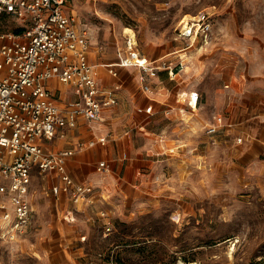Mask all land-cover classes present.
<instances>
[{
  "label": "rangeland",
  "instance_id": "374dc122",
  "mask_svg": "<svg viewBox=\"0 0 264 264\" xmlns=\"http://www.w3.org/2000/svg\"><path fill=\"white\" fill-rule=\"evenodd\" d=\"M67 8L91 27L93 63L115 60L127 27L142 53L154 43L166 54L164 63H177L186 50L177 56L175 50L187 45L178 36L180 20L210 12V42L192 49L181 76L170 80L162 68L150 79L155 91L163 84L199 90L202 118L183 105L179 118L157 111L141 127L114 130L109 143L128 137L134 151L127 148L122 158L114 145L112 156H105L113 164L110 173L95 170L104 158L97 155L94 171L77 175L95 186L91 205L47 195L43 184L56 177L35 176L32 226L18 239L0 238V264H264V144L259 139L236 144L232 130L216 138L204 130L215 115L241 120L256 107L260 118L243 126L257 137L264 130V0H69ZM19 26L17 18L0 14V31ZM133 77L144 91L139 76ZM55 87L65 107L68 98L59 97ZM166 127L174 141L186 143V152L147 155L154 145L151 132ZM101 132L96 127L92 136ZM97 147L80 152L87 156ZM138 152L145 163L126 168ZM102 210L112 217L111 229Z\"/></svg>",
  "mask_w": 264,
  "mask_h": 264
},
{
  "label": "built area",
  "instance_id": "2783aa9c",
  "mask_svg": "<svg viewBox=\"0 0 264 264\" xmlns=\"http://www.w3.org/2000/svg\"><path fill=\"white\" fill-rule=\"evenodd\" d=\"M68 1L0 0V13L17 18L25 27L20 33L0 31V238L18 239L30 230L34 217L30 184L35 170L57 173L58 180L51 187L56 196L65 193L76 203L89 204L96 198L95 186L90 181L75 179L68 170V158L77 149L53 150L47 146V140L64 137L67 129L75 127L80 119L91 123L104 121L105 109L118 103L114 91L101 84L88 58L91 27L68 11ZM189 16L180 20L178 36L186 40L187 46L206 47L213 29L212 14L203 10ZM187 60L184 54L177 63H164L162 59L156 62L142 53L135 32L128 31L125 53L110 64V71L117 74L118 65L139 67L143 89L154 93L150 78L163 68L174 79L185 69ZM52 77L72 83L78 98L65 107L59 105L46 84ZM198 99V92L192 91L189 103L197 104ZM138 110L149 113L153 104ZM228 127H233V123H225L219 114L206 126V131L215 134ZM237 132L236 141H243L244 130L238 128ZM108 139L109 135H105L88 144H106ZM160 139L161 135L156 141ZM175 150L176 146H170L165 154ZM96 170L107 174L112 167L101 159ZM101 212L104 217L108 215L106 210ZM105 225L111 229V220Z\"/></svg>",
  "mask_w": 264,
  "mask_h": 264
},
{
  "label": "crops",
  "instance_id": "0c3cea01",
  "mask_svg": "<svg viewBox=\"0 0 264 264\" xmlns=\"http://www.w3.org/2000/svg\"><path fill=\"white\" fill-rule=\"evenodd\" d=\"M90 42L92 43V39ZM192 49L200 50V48L198 47V44H192L189 46L186 45V46L179 47L178 49L175 50L176 56H177V52H183L182 50H186V55L188 59L187 63H188L192 56L191 55V52L193 51ZM143 52L150 59L155 60L156 62H158L160 59L163 58V56L166 55V54H163V49H161L159 46H157V44H154V43L150 46V48H148L147 50L145 49ZM124 53H125V46L119 50L115 60H111V61L104 60V61H99L95 63L92 62L94 64L95 74L98 77L101 84L105 87L112 89L114 93L116 94V96L118 97V103L116 105L105 109V112H104L105 120L98 122V123H91L87 121L86 119H80L79 123L75 127H70L67 129V134L64 137L57 136L53 139H50L52 140L51 143H47L49 148L51 147L54 150H58L61 148H71V147L77 149L76 152L73 155H71L67 161L68 170L75 177V179H77L76 178L77 175L81 174L80 172L84 174V173H88L89 171L91 172L94 171V169L92 168L93 167L92 161H93V158L97 155H103L104 158H101V159H106L110 163L112 170H113V164L111 160L108 158H105V156H108V157L112 156V148L114 147V145L115 146L117 145V148L120 149L119 152L122 158H126L128 156L127 148H129V150L132 152L134 151V148L132 147V143L130 142V139L128 137H125V138L119 137L117 142L109 143L110 140L114 138L113 137L114 130H117L120 133H122V131H125L129 126H131L132 128L138 127V126L141 127L145 119L155 114L157 111H159L161 114L165 113L167 116L171 118H179L180 112H182V109L180 107L183 105L188 106L191 109V112L193 113L192 115L199 114L198 116L202 118L200 113L197 112L202 107L201 106L202 104H200V102L202 103V101H201V94L199 90H197L196 88L187 87L186 85L180 84L178 85L177 89H175V87L172 89L169 85L163 84L164 86L163 85L158 86L159 88L154 93H149L145 90L140 91L138 88V84L134 82V77H133L134 75H138L141 81V75H142L141 68L136 67V66L118 65L116 66L117 74H113L110 71V64L116 62L120 54H124ZM88 58L89 60L90 58L92 60L96 59L94 54L90 55V49L88 51ZM185 70L186 69L181 70L177 74V77H180L182 72H184ZM166 75L168 76L170 80H174L177 78L176 77L174 79H171L168 75L167 70H166ZM157 76L152 77L150 79H154ZM46 84L50 88H52L53 85H55L56 87L54 90L58 92L59 94L58 96L68 98V101L78 98V93L72 83L62 82L59 80V78L52 77L46 81ZM69 86L73 87V89L72 88L70 89ZM192 91H197L199 94V99H198L197 104H194V102L192 104L189 103L190 94ZM56 100L59 104L61 105L63 104L62 100H58V99ZM150 103L153 104V110L151 112L147 113L144 110H138V107H145L146 105ZM256 109L257 107L255 109L251 108L250 113H248V115H246L241 120H232L231 118H228L227 116H225L224 118L225 123H233V127H228L226 130L220 129L217 133L211 134V135L214 136L215 138L218 136H222V135L227 136L230 134V130H232L233 136L229 138L233 140L234 143L236 144H241V143H246V142L252 143L256 139H259L264 144V130L258 131L257 133L258 137H257L253 132L246 129L245 128L246 126L245 127L243 126V123H246L247 121H252V120L260 118L259 111H256ZM209 123L210 122H208L207 125ZM234 124L236 128L234 127ZM207 125L204 124L205 131H206L205 128ZM88 126H90L91 128H89ZM96 127L97 129L102 130V132L100 133V135L98 133L95 136H92V132L96 129ZM238 128L244 130L243 139L245 142L236 141V134L238 133L237 132ZM151 134H152V138L154 141V145L147 148V151H146L147 155L154 156L156 158H162V157L171 158L174 156H180L186 152V149H187L186 143L182 141H177V142L174 141L173 135H171L167 127L161 128L158 131H153L151 132ZM105 135H109V139L106 144H101L99 142L93 146H90L88 144L90 140L99 139V137L105 136ZM159 135L162 136L163 140L160 139L159 141H156ZM72 139L75 140L74 144L72 146L71 145L67 146L66 144L68 142H71ZM81 142L83 143V146L80 148L79 143ZM97 145L98 147L95 149H92L91 153L88 154L87 156L84 153L80 152L85 147H95ZM170 146H176L175 153L165 154V151ZM196 148L197 146L194 145V147H192V150L194 151ZM145 161L146 159L144 158V156L138 152L134 155L133 160L129 164H127L126 168H128L130 165H136V166L143 165ZM96 164H95V170H96ZM40 175H47L46 177L47 181L54 179V177H56V179L58 180V176L56 172L52 171V172H47V173H40L38 170H35L34 174L32 175V182L30 184V193H31V187L33 184L34 177L35 176L39 177ZM57 180L54 182L56 183ZM80 180H85V179H80ZM55 183H51V182H49V184L44 183L43 184V189H45L44 192H46L47 195H51L52 197H55L56 199L67 197L71 201L74 202V200L70 197L69 194L64 193L60 196H56L55 194H53L51 191V187ZM63 201H65V199H63ZM74 203L77 205H80V204L91 205L87 202H84V203L74 202ZM106 211L108 215L105 217L102 216L103 218H105L104 222H106L109 219L111 220L112 218L109 216L110 214L109 211L108 210Z\"/></svg>",
  "mask_w": 264,
  "mask_h": 264
},
{
  "label": "trees",
  "instance_id": "16d2710c",
  "mask_svg": "<svg viewBox=\"0 0 264 264\" xmlns=\"http://www.w3.org/2000/svg\"><path fill=\"white\" fill-rule=\"evenodd\" d=\"M0 14H6V13H0ZM7 15H8V14H7ZM24 29H25L24 26H19V27H17L14 31H15L16 33H20V32H22Z\"/></svg>",
  "mask_w": 264,
  "mask_h": 264
},
{
  "label": "bare ground",
  "instance_id": "6f19581e",
  "mask_svg": "<svg viewBox=\"0 0 264 264\" xmlns=\"http://www.w3.org/2000/svg\"><path fill=\"white\" fill-rule=\"evenodd\" d=\"M126 30L133 32V31H132V29H131V28H129V27H127V29H126Z\"/></svg>",
  "mask_w": 264,
  "mask_h": 264
}]
</instances>
